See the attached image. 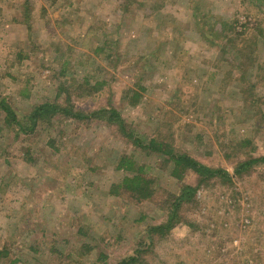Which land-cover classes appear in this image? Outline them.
Instances as JSON below:
<instances>
[{
  "label": "rangeland",
  "instance_id": "rangeland-1",
  "mask_svg": "<svg viewBox=\"0 0 264 264\" xmlns=\"http://www.w3.org/2000/svg\"><path fill=\"white\" fill-rule=\"evenodd\" d=\"M226 35L227 36L226 38ZM141 95L135 104L130 95ZM114 108L145 143L170 144L212 177L164 235L167 195L137 202L111 185L123 158L177 194L173 163L107 114L59 115L26 134L0 107V264H264V0H0V101ZM83 243L90 252L81 254ZM93 246V248H92Z\"/></svg>",
  "mask_w": 264,
  "mask_h": 264
},
{
  "label": "trees",
  "instance_id": "trees-1",
  "mask_svg": "<svg viewBox=\"0 0 264 264\" xmlns=\"http://www.w3.org/2000/svg\"><path fill=\"white\" fill-rule=\"evenodd\" d=\"M227 36L229 35H226V38ZM140 97V94L133 92L129 97V101L131 104H135ZM0 107L5 112V119L10 123V126L16 127L18 131L26 134L33 133L40 123L50 124V122L59 115L74 118L76 120H85L97 117L101 114H107V118L112 122H117L122 133L128 138H131L133 143L140 147V149L147 153L154 151L163 157L167 156V159H164V162L171 161L173 163L170 171V174L173 177L180 180L188 170L198 174L196 185L184 183L180 187L179 192L174 194L167 189L158 187L155 177L147 174L141 165L135 167V161L133 159L129 157L123 158L118 163L119 168H123L124 171L131 174L124 175L118 182L111 185V191L114 194L122 192L123 194L128 195L130 199L137 202L151 200L159 194L167 195V199L165 200V206H167L166 220L148 228V236L152 238L151 240H153L154 235H164L177 224L184 222V207L187 205H193L197 202L196 191L205 180L212 177H219L223 182H231V177L223 168L208 167L205 164L198 162L187 153H177L170 144H164L153 138L145 143L136 132H129L126 130L123 119L114 108L107 109L101 107L98 111L84 113L80 109L75 108L69 102L66 104H59L56 101L46 100L35 105L27 114L18 116L12 107L4 100L0 101ZM255 163L264 165V156L249 158L237 163L234 172L237 175L242 176V173L251 169ZM80 248L81 250L79 253L85 254L90 252L91 245L83 243ZM142 252V250L138 249L134 254L122 258L117 264H146ZM105 258L106 256L103 252H100L97 254L95 261H97V264H106L104 261Z\"/></svg>",
  "mask_w": 264,
  "mask_h": 264
}]
</instances>
